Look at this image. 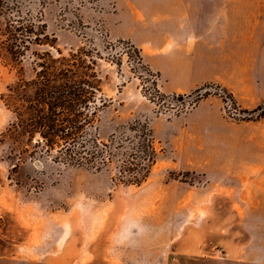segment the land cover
Returning <instances> with one entry per match:
<instances>
[{
  "label": "rangeland",
  "instance_id": "rangeland-1",
  "mask_svg": "<svg viewBox=\"0 0 264 264\" xmlns=\"http://www.w3.org/2000/svg\"><path fill=\"white\" fill-rule=\"evenodd\" d=\"M30 9L50 38L32 51L93 55L103 134L147 122L158 158L139 187L115 170L19 162L2 99L18 74L0 61V264H264V119L246 113L264 104V0Z\"/></svg>",
  "mask_w": 264,
  "mask_h": 264
},
{
  "label": "trees",
  "instance_id": "trees-1",
  "mask_svg": "<svg viewBox=\"0 0 264 264\" xmlns=\"http://www.w3.org/2000/svg\"><path fill=\"white\" fill-rule=\"evenodd\" d=\"M30 3L0 0V61L18 74L17 82L2 96L15 116L5 137L14 145L18 161L46 156L71 168L115 170L117 183L141 186L158 158L149 124L137 120L103 134L99 115L107 101L101 97L93 55L79 51L55 57L32 51L34 46L48 45L50 38L42 13L34 15ZM30 52L35 57V76L26 80L21 74ZM246 113L264 119V104Z\"/></svg>",
  "mask_w": 264,
  "mask_h": 264
}]
</instances>
